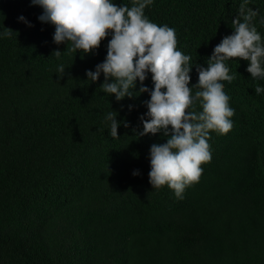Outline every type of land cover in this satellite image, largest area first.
<instances>
[{
  "label": "trees",
  "instance_id": "1",
  "mask_svg": "<svg viewBox=\"0 0 264 264\" xmlns=\"http://www.w3.org/2000/svg\"><path fill=\"white\" fill-rule=\"evenodd\" d=\"M241 3L153 0L145 8L191 56L193 96L196 66L207 67L234 34ZM247 7L258 11L252 23L264 41V0ZM43 13L33 0H0V264H264V93L254 90L264 78L251 77L250 61L225 62L236 75L221 81L233 127L209 133L211 160L177 198L149 177L151 147L167 137L139 135L141 116L150 119L151 73L149 92L136 93L138 79L133 97L117 101L100 88L103 74L87 76L106 60L113 33L91 54L65 52ZM110 112L121 122L116 138Z\"/></svg>",
  "mask_w": 264,
  "mask_h": 264
},
{
  "label": "clouds",
  "instance_id": "2",
  "mask_svg": "<svg viewBox=\"0 0 264 264\" xmlns=\"http://www.w3.org/2000/svg\"><path fill=\"white\" fill-rule=\"evenodd\" d=\"M152 2L133 0L128 7L113 0H33L44 9L39 20L55 26L54 42L68 43L65 52L91 54L109 32L113 33L106 60L96 66L95 72H87L92 82L99 81L103 74L105 80L100 88L104 93L115 95L117 101L132 98L138 79L142 86L136 93L149 92L143 82L151 73L154 90L147 102L150 119L141 116L143 132L139 135L163 132L167 142L151 147L150 183L154 189L167 185L177 198H182L187 186L199 182L202 165L211 160L209 133L227 134L233 127L230 118L234 109L229 106L221 81L231 83L236 75L230 74L225 62L250 61L247 72L251 77L264 78V41L252 23L259 13L247 7L244 0L232 19L234 34L224 37L214 48L207 67L196 66L198 90L193 96L189 87L192 58L178 50L173 28L159 26L145 16V8ZM20 20L27 23L23 16ZM6 34L10 36L11 30ZM53 54L60 59L62 52ZM58 72L65 73L63 64ZM254 90L257 95L264 93V87L259 85ZM196 102L202 111H189ZM116 117L113 112L106 116L111 121L113 138L118 137L121 123Z\"/></svg>",
  "mask_w": 264,
  "mask_h": 264
}]
</instances>
